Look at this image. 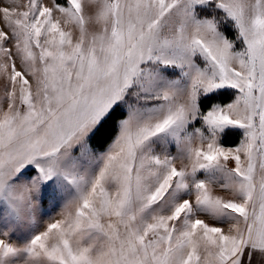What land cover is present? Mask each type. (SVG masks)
I'll list each match as a JSON object with an SVG mask.
<instances>
[{
	"label": "snow or ice",
	"instance_id": "1",
	"mask_svg": "<svg viewBox=\"0 0 264 264\" xmlns=\"http://www.w3.org/2000/svg\"><path fill=\"white\" fill-rule=\"evenodd\" d=\"M0 264H264V0H4Z\"/></svg>",
	"mask_w": 264,
	"mask_h": 264
},
{
	"label": "rangeland",
	"instance_id": "2",
	"mask_svg": "<svg viewBox=\"0 0 264 264\" xmlns=\"http://www.w3.org/2000/svg\"><path fill=\"white\" fill-rule=\"evenodd\" d=\"M4 6V0H0V7Z\"/></svg>",
	"mask_w": 264,
	"mask_h": 264
},
{
	"label": "trees",
	"instance_id": "3",
	"mask_svg": "<svg viewBox=\"0 0 264 264\" xmlns=\"http://www.w3.org/2000/svg\"><path fill=\"white\" fill-rule=\"evenodd\" d=\"M236 138L235 137H232V138H230V141L229 142H232V141H234Z\"/></svg>",
	"mask_w": 264,
	"mask_h": 264
}]
</instances>
